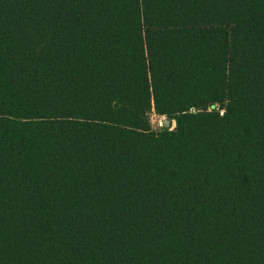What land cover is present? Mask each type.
Returning <instances> with one entry per match:
<instances>
[{
	"label": "trees",
	"instance_id": "trees-1",
	"mask_svg": "<svg viewBox=\"0 0 264 264\" xmlns=\"http://www.w3.org/2000/svg\"><path fill=\"white\" fill-rule=\"evenodd\" d=\"M0 264H264V0H0Z\"/></svg>",
	"mask_w": 264,
	"mask_h": 264
},
{
	"label": "rangeland",
	"instance_id": "rangeland-1",
	"mask_svg": "<svg viewBox=\"0 0 264 264\" xmlns=\"http://www.w3.org/2000/svg\"><path fill=\"white\" fill-rule=\"evenodd\" d=\"M148 118H149L150 128L154 132H160L162 130H167V129L172 130L175 126L174 120L169 119L164 116H158L154 114L153 112L149 114ZM165 120L168 121V126H164Z\"/></svg>",
	"mask_w": 264,
	"mask_h": 264
},
{
	"label": "water",
	"instance_id": "water-1",
	"mask_svg": "<svg viewBox=\"0 0 264 264\" xmlns=\"http://www.w3.org/2000/svg\"><path fill=\"white\" fill-rule=\"evenodd\" d=\"M164 126H168V121L167 120L164 121Z\"/></svg>",
	"mask_w": 264,
	"mask_h": 264
}]
</instances>
